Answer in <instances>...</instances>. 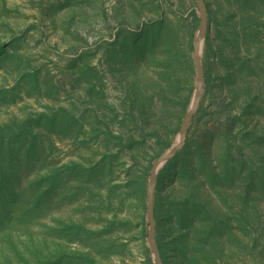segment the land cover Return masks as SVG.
I'll use <instances>...</instances> for the list:
<instances>
[{
    "label": "rangeland",
    "instance_id": "1",
    "mask_svg": "<svg viewBox=\"0 0 264 264\" xmlns=\"http://www.w3.org/2000/svg\"><path fill=\"white\" fill-rule=\"evenodd\" d=\"M205 3L210 82L157 175L154 241L162 264H264V0ZM193 9L0 0V264H153L146 188L194 92Z\"/></svg>",
    "mask_w": 264,
    "mask_h": 264
},
{
    "label": "water",
    "instance_id": "2",
    "mask_svg": "<svg viewBox=\"0 0 264 264\" xmlns=\"http://www.w3.org/2000/svg\"><path fill=\"white\" fill-rule=\"evenodd\" d=\"M196 8V16L198 19V26L196 29L195 39L192 49V62L195 69V86L190 105L185 112L182 120L179 136L175 144H173L162 156L155 159L150 168L147 188H146V218L148 221V229L146 236V243L152 257L153 264H162L159 250L154 241V234L156 222L154 218V193L159 171L169 163L174 157L183 149L187 139L189 127L192 123L193 117L197 114L205 88V73L201 61V53L209 30L208 23V9L205 0H193Z\"/></svg>",
    "mask_w": 264,
    "mask_h": 264
},
{
    "label": "trees",
    "instance_id": "3",
    "mask_svg": "<svg viewBox=\"0 0 264 264\" xmlns=\"http://www.w3.org/2000/svg\"><path fill=\"white\" fill-rule=\"evenodd\" d=\"M191 21H192V29L195 31L197 29L198 26V19L196 16V10L193 9V11L191 12ZM204 73H205V87L207 88L210 82V73L208 69H204ZM169 148V147H168Z\"/></svg>",
    "mask_w": 264,
    "mask_h": 264
}]
</instances>
